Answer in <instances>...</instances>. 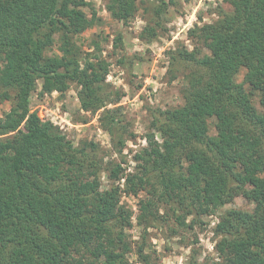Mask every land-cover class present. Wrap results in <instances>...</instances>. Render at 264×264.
Returning <instances> with one entry per match:
<instances>
[{"label": "trees", "instance_id": "obj_1", "mask_svg": "<svg viewBox=\"0 0 264 264\" xmlns=\"http://www.w3.org/2000/svg\"><path fill=\"white\" fill-rule=\"evenodd\" d=\"M223 2L228 9L214 22L189 31L192 50L169 53L171 66L188 71L184 102L157 113L152 128L161 143L148 134V147L134 159L156 177L159 198L187 214H215L250 187L251 215L230 209L219 216L213 264H264V0ZM170 4L161 0L155 16ZM86 7V0H0V105L11 104L0 119V264H92L86 253L104 264H130L114 240L130 217L114 182L123 177L134 186V179L117 164L106 169L114 185L102 190L96 158L31 109L36 81L61 76L76 84L82 110L99 112L102 128L124 144L118 109H108L122 94L106 91L108 65L84 56L74 40L96 18H87ZM106 9L126 24L137 0H107ZM155 34L145 27L141 38Z\"/></svg>", "mask_w": 264, "mask_h": 264}, {"label": "rangeland", "instance_id": "obj_2", "mask_svg": "<svg viewBox=\"0 0 264 264\" xmlns=\"http://www.w3.org/2000/svg\"><path fill=\"white\" fill-rule=\"evenodd\" d=\"M86 2L85 15L91 19L95 13L96 18L93 25L74 40L84 56L93 53L108 65L106 91L122 94L120 101L109 105L108 109H118L121 124L126 129V133H120V139L126 137L124 144L119 146L118 138L113 141L110 133L102 128L99 112L92 114L82 110L76 84L63 82L61 76L36 81L31 109L43 122L58 127L74 146L84 147L91 157L96 158L101 166L99 181L102 190L113 184L106 169L117 164L123 168V175L134 179V186L127 184L123 177L114 182L121 189L120 205L130 216L124 229L116 228L115 234L118 235H114V240L130 264H187L193 258L213 264L218 261L215 245L219 238L215 235V226L219 216L230 209L239 210L246 217L251 215L254 207L251 188L215 214H187L188 210L178 211L173 202L159 198L156 177L145 175L144 164L136 161L134 156L148 147V134L153 133L156 142L161 143L159 133L152 128L157 113L180 107L184 102L188 71L186 67L171 66L169 53L178 47L192 50L189 31L214 22L219 11L227 10L228 6L223 0H173V4L157 18L154 11L162 6L161 0H137L134 18L123 24L110 16L106 9L107 0ZM145 27L155 28L156 37L142 39ZM117 36L121 38L120 44L114 42ZM52 53H56V49L46 55ZM243 75L244 71H241L238 82L243 80ZM252 104L259 108L256 97H252ZM10 105V102L0 105V119L10 110ZM209 125L210 135H213L212 120ZM245 141L250 144L253 138ZM260 170L264 175V166ZM148 203L150 213L142 212V206ZM94 257L85 254L86 262L104 264L102 257Z\"/></svg>", "mask_w": 264, "mask_h": 264}]
</instances>
